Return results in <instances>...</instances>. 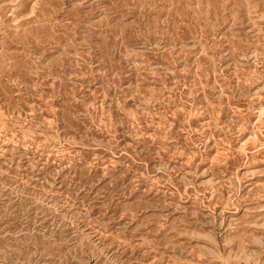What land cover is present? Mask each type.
<instances>
[{
    "label": "rangeland",
    "instance_id": "obj_1",
    "mask_svg": "<svg viewBox=\"0 0 264 264\" xmlns=\"http://www.w3.org/2000/svg\"><path fill=\"white\" fill-rule=\"evenodd\" d=\"M0 264H264V0H0Z\"/></svg>",
    "mask_w": 264,
    "mask_h": 264
}]
</instances>
